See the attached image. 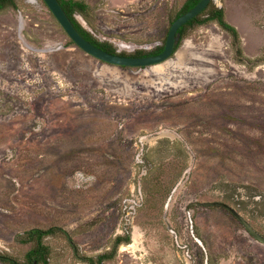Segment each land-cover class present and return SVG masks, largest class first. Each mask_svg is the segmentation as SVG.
I'll use <instances>...</instances> for the list:
<instances>
[{
	"label": "rangeland",
	"instance_id": "374dc122",
	"mask_svg": "<svg viewBox=\"0 0 264 264\" xmlns=\"http://www.w3.org/2000/svg\"><path fill=\"white\" fill-rule=\"evenodd\" d=\"M99 39L162 45L186 0H85ZM0 11V256L52 226L49 264H264V0H214L237 27L186 28L172 57L118 66L83 51L44 0ZM0 264H12L0 258Z\"/></svg>",
	"mask_w": 264,
	"mask_h": 264
},
{
	"label": "trees",
	"instance_id": "16d2710c",
	"mask_svg": "<svg viewBox=\"0 0 264 264\" xmlns=\"http://www.w3.org/2000/svg\"><path fill=\"white\" fill-rule=\"evenodd\" d=\"M200 0H188L185 4L184 8L180 11V13L188 10L189 8L196 5ZM214 0H212L208 7L203 10L198 16H196L193 20L188 22L186 25L183 26V29L194 27L197 24H203L210 21L216 20L219 25L227 30L229 33L232 34L234 38V42L237 46V52L239 54V57H241L243 60L247 61L246 58H243L242 50L240 47V36L237 27L229 23L225 18V11L222 6H218L217 4H212ZM62 6L64 7L65 11L77 27V29L91 42L94 44L102 47L105 50H109L112 52L114 51V46L107 42L99 40L79 19L81 17L84 21H86L89 25H91V12L93 11V7L87 3L85 0H60ZM13 6L17 8V3L15 0H0V10H4L7 7ZM179 13V14H180ZM185 32H183L184 36ZM183 38V37H182ZM180 44V42H179ZM179 44L177 45L176 49L179 47ZM163 47H159L157 50H161ZM139 55H145L149 54L145 50H139ZM249 62V61H247ZM233 214L239 219V217L236 215L237 212L231 210ZM240 220V219H239ZM63 233L66 235L73 245V248L78 253V246L71 238L70 234L67 230L52 226L47 229L43 228H32L26 232L19 233L16 236V241L21 243H33V247L31 250L27 253V260L28 261H43L44 264H49L48 258L50 255V246L44 242V238L49 235H55L57 233ZM123 242L129 243L130 242V231H126V235H119L115 240L114 248L110 251L101 253L97 256H86L84 258V262L87 264H104V262L108 259H111L114 257V254L116 252V249L120 244ZM0 258H3L6 261H11L12 264H20L14 260H10L8 257L0 256ZM36 263V262H35ZM34 263V264H35Z\"/></svg>",
	"mask_w": 264,
	"mask_h": 264
},
{
	"label": "water",
	"instance_id": "95a60500",
	"mask_svg": "<svg viewBox=\"0 0 264 264\" xmlns=\"http://www.w3.org/2000/svg\"><path fill=\"white\" fill-rule=\"evenodd\" d=\"M58 20L60 25L63 27L68 36L74 41V43L80 47L86 53L92 55L93 57L102 60L104 62L118 65V66H132V67H149L157 64H161L169 60L173 54L176 53L177 45L181 40V35L179 29L189 22L194 17L198 16L203 10H205L211 0H200L195 6L190 10L183 13L177 17L171 24L164 49L153 55L147 56H129L121 55L106 51L97 45L93 44L91 41L86 39L76 28L67 12L61 5L59 0H44ZM239 219L244 222L248 230L259 240L264 242V236L256 232L247 222H245L239 214L236 213Z\"/></svg>",
	"mask_w": 264,
	"mask_h": 264
},
{
	"label": "flooded vegetation",
	"instance_id": "af4514ba",
	"mask_svg": "<svg viewBox=\"0 0 264 264\" xmlns=\"http://www.w3.org/2000/svg\"><path fill=\"white\" fill-rule=\"evenodd\" d=\"M60 1V0H59ZM187 1L188 0H186L185 2H184V4H183V6H182V8L180 9V11L184 8V6H185V4L187 3ZM212 1V0H211ZM210 1V2H211ZM15 2H16V0H15ZM45 2V1H44ZM46 3V2H45ZM61 3V2H60ZM62 5V4H61ZM195 6V5H194ZM11 8H14L15 9V7H13V6H10ZM8 8V7H7ZM6 8V9H7ZM49 8V7H48ZM64 8V7H63ZM192 8V7H191ZM191 8H189L188 10H190ZM5 10V9H4ZM188 10H186V11H184V12H182V13H180V11L178 12V13H176V15H175V17H174V19L172 20V22H171V24L173 23V21L177 18V17H179L180 15H182L183 13H185V12H187ZM0 11H2V10H0ZM180 13V14H179ZM69 16V15H68ZM195 18V17H194ZM193 18V19H194ZM71 19V18H70ZM193 19H191V20H193ZM190 20V21H191ZM189 21V22H190ZM73 22V21H72ZM188 23V22H187ZM186 23V24H187ZM186 24H184V25H186ZM75 25V24H74ZM183 25V26H184ZM183 26L179 29V33H180V35H181V40H182V37H183V32H184V30L185 29H183ZM170 27H171V25H170ZM77 28V27H76ZM169 30H170V28H169ZM169 30H168V32H167V36H168V33H169ZM80 32V31H79ZM81 33V32H80ZM82 34V33H81ZM83 35V34H82ZM84 36V35H83ZM167 36H166V38H165V40H164V42L162 43V45H160V46H156L155 48H153L152 50H145L146 52H148L149 54H145V55H139V50H134L133 52H124V51H121V50H119L118 48H116L114 45H113V43H111V42H109V41H107V42H109V43H111L113 46H114V51L115 52H112V51H109V50H106V51H109V52H112V53H116V54H121V55H129V56H147V55H153V54H157V53H159V52H161L163 49H164V46H165V42H166V39H167ZM85 37V36H84ZM86 38V37H85ZM87 39V38H86ZM180 40V41H181ZM90 41V40H89ZM102 41H106V40H102ZM179 41V42H180ZM74 42V41H73ZM93 43V42H92ZM94 44V43H93ZM96 45V44H95ZM98 46V45H97ZM98 47H100V46H98ZM159 47H163L161 50H157ZM100 48H102V47H100ZM103 49V48H102ZM105 50V49H104ZM243 224H244V222H243ZM245 225V224H244ZM246 226V225H245ZM247 228V227H246ZM248 229V228H247ZM250 232V231H249ZM251 233V232H250ZM252 234V233H251ZM253 235V234H252ZM254 236V235H253Z\"/></svg>",
	"mask_w": 264,
	"mask_h": 264
}]
</instances>
